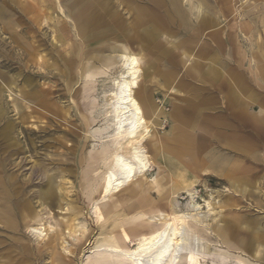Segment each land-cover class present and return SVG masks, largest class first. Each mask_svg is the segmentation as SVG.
Listing matches in <instances>:
<instances>
[{
	"label": "rangeland",
	"instance_id": "rangeland-1",
	"mask_svg": "<svg viewBox=\"0 0 264 264\" xmlns=\"http://www.w3.org/2000/svg\"><path fill=\"white\" fill-rule=\"evenodd\" d=\"M81 1L0 0V264H89L92 249L117 226L140 220L145 204L155 208L150 217L160 218L157 209L170 213L172 170L192 183L175 200L181 213L206 225L196 234L199 247L228 251V264L239 258L264 264V242L258 243L264 240V0H87L86 9ZM179 20L214 27L185 30ZM147 21L167 23L157 52L129 34L132 23ZM125 49L141 54L137 92L151 95L157 107L151 122L158 125L143 123L148 136L141 147L165 169L158 173L154 165L135 175L110 198L114 216L100 220L94 202L101 193L93 187L100 174L87 182L83 176L88 157L113 131L108 104ZM230 84L234 102L225 99ZM189 99L212 103L203 112L206 122L194 118L190 132L227 160L221 177L206 172L214 166L195 148L173 144L156 153L171 137L166 115L178 107L187 118ZM174 151L182 155L175 164L168 157ZM140 182L153 186L121 201ZM210 196L213 206L204 202ZM219 224L238 250L218 239Z\"/></svg>",
	"mask_w": 264,
	"mask_h": 264
},
{
	"label": "bare ground",
	"instance_id": "bare-ground-1",
	"mask_svg": "<svg viewBox=\"0 0 264 264\" xmlns=\"http://www.w3.org/2000/svg\"><path fill=\"white\" fill-rule=\"evenodd\" d=\"M81 2L85 5L86 9L87 0L85 2L82 0ZM71 10L75 11V7H71ZM118 56H120L123 70L120 79L115 83L116 87L112 94L111 103L108 104L110 106L109 113L111 117L110 127L113 128V131L109 136L105 137L108 141H103L101 150L95 155L88 157V166L83 176V181L87 182L92 177H99L100 174L97 185L93 186L95 193H101L94 202V214L100 220H109L114 216V199L110 198H112L113 194L121 192L133 182L135 175H144L154 165L158 168V173H161L165 169L155 160L156 154L154 155V159L151 160L141 147V143L148 136L146 135L147 133L145 134L148 128L147 126L144 127L143 123L145 125L151 123L153 128L158 125L157 121L151 122V118L155 115L157 107L151 103L146 93L141 96L137 92L139 89L137 84L138 74L141 71L139 63L142 61V58L127 49L118 54ZM162 115L161 111L155 117L159 119V116ZM142 129L144 131L139 132ZM171 131L174 133V136L169 142H181L180 139L183 136L181 128L172 125ZM152 138H155L154 134H152ZM125 148L129 149L125 150L126 153H123ZM165 150H169V148L162 144L156 153L158 151L166 152ZM168 157L174 164L178 163L179 155L175 151L168 154ZM102 162H108L105 163L107 165L105 171L101 170ZM169 170L171 169L169 168ZM176 171L172 170L169 172L170 179L175 184L172 187L168 201L170 213L164 215L163 211L157 209L158 213H160V218L157 219L154 215L150 217L149 212L154 211L155 208L152 205L145 204L141 209L140 220L137 219L138 217L134 221L123 220L124 222L127 221V223L117 226L115 231L107 235L99 246L92 249L91 254H95V257L89 259V264L233 263L230 260V253L226 250H224L225 252L222 250L217 254H213L209 246L205 248L199 247L196 234L202 233L206 225L202 228V221L187 213H181L179 210L175 195L182 190H190L192 183L182 178V174L178 172L179 170ZM152 186L148 184L144 186L142 182L133 187L129 186L126 189V191H129L128 196L122 197L121 201H125L126 199L133 200L141 196L148 187ZM101 195L103 196L101 197ZM208 201H212L211 196L207 200H204V202L208 206H213ZM198 209L199 207L195 210L197 211ZM29 229L39 237L44 236L43 232L45 230L42 227L37 228L30 225ZM214 233L226 248L238 250L231 243L233 241H230V234L226 231L224 225L219 224L216 226ZM129 246H134V248L130 249ZM256 255H259V250H257ZM213 257L218 262H215V258L212 259ZM234 264L254 263H249L239 258Z\"/></svg>",
	"mask_w": 264,
	"mask_h": 264
},
{
	"label": "crops",
	"instance_id": "crops-1",
	"mask_svg": "<svg viewBox=\"0 0 264 264\" xmlns=\"http://www.w3.org/2000/svg\"><path fill=\"white\" fill-rule=\"evenodd\" d=\"M148 16V15H147ZM146 16V17H147ZM179 23V27H182L185 30H189V29H194V28H198L200 30H211L214 26H209L208 24H206L205 22H199L195 20V23L192 22V20L190 21H177ZM140 24V23H139ZM139 24L132 23L130 28H129V34L130 36L133 38V36L140 38L141 40H143V42L146 44V47L150 48L151 52H157V44H156V40L158 36H162L165 34L166 30H167V23L165 24V22L161 23L158 21H147L145 23V26H139ZM183 54L185 55V58L190 60L191 57L190 55H187L186 52H183ZM138 55L141 56V54L138 53ZM161 56H166V54L164 52L160 53ZM198 64H194L193 66H190V69H193L197 66ZM147 96H149L151 103L154 104V101L151 98V95L147 94ZM237 92H235L234 87L231 86L230 84V89H229V93L227 95H225L226 101L228 102H234L236 97H237ZM188 104H189V112L187 115V118H183L182 114L179 113V108L176 107L175 111L173 113H171V115H166V117L170 118L172 125L176 126V127H180L181 130L183 131V136L181 137L179 143H171L169 142V144H163L165 145L167 148H173V144H178L184 148L187 149H196V154H199V156L202 157H206V164H213L214 166V171L212 170H207V173H210L216 177H221L223 175V169L224 167H227V160H224L220 157L215 158V154L212 151H208L207 149V144L202 141V140H195L190 132V125H192V122L194 120V118L196 119V121L198 122V124H204L206 122V120L204 121L203 118V112L205 110H208V106H212V103L210 101V99H207L205 101H203L200 104H196L195 101H191V99L187 100ZM201 102V101H200ZM155 106V104H154ZM204 108V109H201ZM262 112V109L259 111V114ZM195 116V117H194ZM241 118V115H240ZM183 126H181V125ZM170 140L173 139L174 133L172 131H170ZM169 140V141H170ZM178 155V161L181 160V153L180 151H175ZM196 159L193 161L195 163ZM225 164V165H224ZM164 170L161 172L163 173ZM168 179L171 181L170 179V175L169 172L168 174H166ZM182 178H184L183 175H181ZM230 177V176H229ZM232 178V177H230ZM172 182V181H171ZM179 182V181H178ZM179 184V183H178ZM175 186V184L173 185ZM262 241L259 240L258 243L260 244ZM258 250V249H257ZM257 252V251H256Z\"/></svg>",
	"mask_w": 264,
	"mask_h": 264
}]
</instances>
